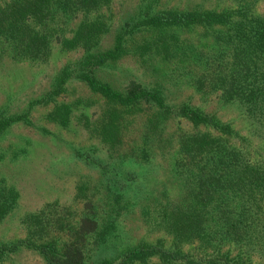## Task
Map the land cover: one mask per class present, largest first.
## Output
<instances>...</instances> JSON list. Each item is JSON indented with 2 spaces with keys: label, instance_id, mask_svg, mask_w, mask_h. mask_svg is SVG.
<instances>
[{
  "label": "trees",
  "instance_id": "16d2710c",
  "mask_svg": "<svg viewBox=\"0 0 264 264\" xmlns=\"http://www.w3.org/2000/svg\"><path fill=\"white\" fill-rule=\"evenodd\" d=\"M165 1L0 0V62L56 55L28 106L1 111L0 137L41 106L110 157L160 158L163 175L138 213L162 230L154 241L106 252L128 207L104 208L80 185L82 207L25 214L0 264L22 249L43 264H264V0ZM18 197L0 185V221Z\"/></svg>",
  "mask_w": 264,
  "mask_h": 264
},
{
  "label": "rangeland",
  "instance_id": "374dc122",
  "mask_svg": "<svg viewBox=\"0 0 264 264\" xmlns=\"http://www.w3.org/2000/svg\"><path fill=\"white\" fill-rule=\"evenodd\" d=\"M170 1L185 0L165 2ZM195 33L187 32L190 36ZM52 56L43 64L9 59L0 62V113L21 112L28 106L29 98L39 94L48 75L54 71L56 55ZM62 58L57 65L69 57ZM168 86L175 87L171 83ZM189 91L186 90L184 95ZM44 111L43 107H37L32 110L30 124H14L0 137V185L11 187L19 194L15 209L0 221V242H12L22 237L25 234L22 217L48 202L82 207L85 199H76L80 185L99 190L94 194L104 208L112 204L116 209L119 204L124 205L122 203L128 207L124 215L115 220L120 226L119 237L106 246L109 254L116 255L125 245L151 242L161 236V229L149 227L138 215L142 208L140 201L145 199V193H149L142 192L154 190L159 186L157 179H163L158 166L160 158L145 165L110 157L105 149H101L99 141L90 139L88 132L75 120L76 124L73 121L67 127L47 123L43 121ZM108 184H112L111 189ZM121 185L126 189L122 190L121 199H116ZM90 193L93 191L88 189L86 194ZM115 215L116 211H113L111 217ZM3 264L43 262L36 253L22 249Z\"/></svg>",
  "mask_w": 264,
  "mask_h": 264
}]
</instances>
